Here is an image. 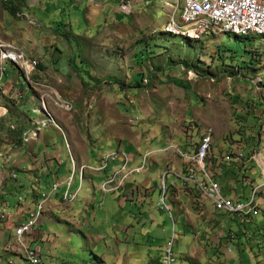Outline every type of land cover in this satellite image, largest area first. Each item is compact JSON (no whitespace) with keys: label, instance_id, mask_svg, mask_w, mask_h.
<instances>
[{"label":"rangeland","instance_id":"rangeland-1","mask_svg":"<svg viewBox=\"0 0 264 264\" xmlns=\"http://www.w3.org/2000/svg\"><path fill=\"white\" fill-rule=\"evenodd\" d=\"M2 1L0 9L7 11L10 23L30 25L26 17L5 9ZM178 3L144 0L127 13L117 8L107 27L92 33L85 30L83 7L72 11L61 7L54 26L56 42L65 37L68 48L51 47L48 64L37 58L44 69L38 68L36 79L42 85L35 89L47 113L39 98L26 99L30 91L25 75L11 60H4L9 71L6 88L12 94L15 86L25 95L21 103H11V95H4L3 101L13 109L2 121L3 129L38 126L39 133L51 135V144H41L37 135L35 143L25 144L20 154L12 149L18 177L1 180L0 186L3 264L9 259L30 264L17 252L15 228L36 206L35 192H49L53 181L71 175L72 156L77 162L73 185L74 191L79 190L77 199L65 201L62 184L44 206L39 227L30 236L32 245L42 250L44 264H163L174 223L175 264H264V213L240 222L237 216L199 208L206 201L196 200L193 208L184 196L185 192L192 195L191 190L183 189L173 173V161L181 160L178 151H162L171 145L192 153V146L212 129L208 162L211 167L217 165L214 169L219 173L220 164L213 156L231 145L238 144L248 154L264 148V36L215 31L204 40L189 41L167 34L165 24ZM131 11L141 13L144 24L136 26ZM76 13L79 23H69V14ZM57 97L70 100L74 108L64 110L55 103ZM43 110L47 118L65 124L68 137L59 123L44 122ZM146 152L152 153L144 162ZM112 153H126L134 156L136 166L145 165L132 177L134 194L123 188L102 189L103 181L122 166L119 160L110 161L104 171L81 172L84 165L100 166ZM167 167L172 173L164 180ZM244 175L239 174L241 180ZM250 177L264 181L257 167ZM172 181L175 188L170 189ZM165 183L171 212L161 208ZM228 187L240 186L232 181ZM237 233L239 239L234 238Z\"/></svg>","mask_w":264,"mask_h":264},{"label":"built area","instance_id":"built-area-1","mask_svg":"<svg viewBox=\"0 0 264 264\" xmlns=\"http://www.w3.org/2000/svg\"><path fill=\"white\" fill-rule=\"evenodd\" d=\"M179 0L176 8L169 14L168 21L165 24L164 32L174 36H181L189 41L204 40L215 31L233 34L239 37H257L264 36V0H184L180 3ZM134 4L132 1L121 0L119 9L123 13L132 10ZM9 59L14 63L20 71H23L26 81L34 86L42 85L41 81L33 78V74L38 72L39 60L37 57L30 55L27 50L12 41H8L0 37V186L1 180L6 179L16 180L18 175L13 160L12 149L17 145L12 138L7 134V131L2 127V121L10 113L8 102L3 101L4 95L8 94L9 102H22L24 98V91L22 89H15L10 91L6 88V78L9 75L7 67L4 65V60ZM34 98V96L32 97ZM41 101L44 100L41 96ZM55 103L64 110L70 111L74 108L73 103L63 97H57ZM45 112L47 111L44 103ZM47 113V112H46ZM42 114L45 115L44 110ZM46 118L48 115H45ZM49 121L55 123L54 118H47L44 122ZM43 123V122H42ZM45 124V123H44ZM12 128H15L11 126ZM40 127H32L24 132L21 137V145L16 148L21 150L25 144L30 145L32 140H35ZM213 145V130L206 131L199 141V144L193 148V152H183L174 146H168L162 151L169 149H176L178 157L183 160L184 170L181 173L173 172L174 175L180 179L183 189H190L197 201L210 202L213 210L216 212L224 213L229 216L248 217L258 216L260 214L259 208V192L263 186H256L252 190L251 195L246 200H234L224 194L221 184L215 180L212 175L211 166L208 162ZM264 148H259L258 151L249 153V161H251L261 171L264 177ZM152 152L147 154L150 155ZM20 154V152H19ZM144 157V161L147 158ZM106 160L100 163V166H83L81 172L85 170L104 171L108 168L110 161H121L122 166L114 170L113 175L104 180L102 189L104 192L113 191L116 178L118 180V187L122 188L127 182L129 176L139 170H144L143 164L139 169H128L131 158L126 153H112ZM248 159L244 152L229 153L225 156L228 162H243ZM72 171L63 181H53L49 192L43 190L41 199L37 202L34 209L27 211L25 219L19 223L15 228V245L17 252L30 264H44L43 254L40 247L32 245L30 239L33 233L39 227V221L43 214L44 206L48 204L51 198L58 192L60 186L65 184L66 189L63 192V199L67 202H74L79 190L73 191L74 178H76L77 162L73 156L71 157ZM172 173L167 170L163 179L167 180L168 176ZM176 178V179H177ZM175 188L174 182L169 185L171 189ZM166 183L164 184V191L162 192L161 201L164 204L161 208H166L171 212V208L167 202ZM4 200H2L3 202ZM19 201H22L20 198ZM7 212L6 208L3 213ZM4 218V214L1 215ZM29 239V240H28ZM177 240V233L174 223L172 238L168 241L164 249L163 264H175L176 259L174 256V249ZM232 249L228 248V252ZM4 258L0 257V264H3ZM8 264H14L12 260H6Z\"/></svg>","mask_w":264,"mask_h":264},{"label":"crops","instance_id":"crops-1","mask_svg":"<svg viewBox=\"0 0 264 264\" xmlns=\"http://www.w3.org/2000/svg\"><path fill=\"white\" fill-rule=\"evenodd\" d=\"M132 1L134 6L133 9H137L138 7L142 6L144 4V0H128ZM121 0H25L23 5H20L22 7L21 10L17 12L19 14L20 18L24 19L25 17L28 19L30 25H25L24 23H16L12 24L11 21L7 18V11L0 9V37L3 39H6L8 41H12L14 43H17L21 46H23L27 52L37 58H42L43 61L46 62V64L51 63V59H48L47 57L50 56L49 50L51 47L56 46L59 47H65L68 48L69 41L66 42V38L63 37L62 42H56V39L59 38L58 33L56 32V29L54 28L56 23V17H58L59 10L62 7L69 9V11H72V8H80L83 7L85 11V18L87 20L88 27L85 29L87 33H92L96 28L103 27L106 28L108 21L112 18H115L117 16V11L119 8ZM77 12V11H76ZM132 12V11H131ZM31 14H33L34 17H30ZM79 13H76V15L69 14L70 22L69 23H79V20L76 19ZM132 15L135 18V25L140 26L144 24V16L141 15V13L132 12ZM79 17V16H78ZM116 21V19L114 20ZM117 23V21H116ZM45 64V66H46ZM43 65V63H41ZM44 69V68H42ZM61 78V76H59ZM82 89V88H81ZM82 93V90H80ZM77 90V92H80ZM72 92L71 90H68V95H70ZM59 123L60 127L62 128L65 137L67 136L66 131H68L65 126V124L59 120L53 123L54 125ZM58 125V124H57ZM68 137V136H67ZM51 135L47 134L46 132L39 133L38 134V140L40 143H46L50 142ZM238 144L231 145L228 150H226L223 154L213 156V159L217 160V163L220 164V172L217 173L215 171L217 165L213 164V167H211L212 175L215 178V180H219L222 182L223 186L221 184L224 194L234 200H246L252 193V190L256 186H263L264 181L261 183L256 182V179H253L250 177L251 170L253 167H256L251 161H249V154L248 152L245 153V151L242 149V147L237 146ZM250 150V149H249ZM248 150V151H249ZM244 152L248 159H245L243 162L237 163V162H228L225 160V156L229 153L234 152ZM73 153V152H72ZM149 153V152H148ZM147 152L143 155L144 157L147 156ZM47 154V153H45ZM129 156V155H128ZM131 158L130 164L128 169H139L142 165H135V158L134 156H129ZM148 157V156H147ZM55 157L53 156V159ZM212 158V153H211ZM146 160V159H145ZM145 162V161H144ZM53 161L50 163V167L52 166ZM183 164V160L173 161V165L175 166V169L177 173H181L184 168L181 166ZM172 165V167H173ZM229 166V167H225ZM114 168L116 165L113 166ZM146 168V167H145ZM168 168V167H167ZM174 168V167H173ZM215 168V169H214ZM258 168V167H257ZM167 170H171L170 167ZM141 171V170H139ZM137 171V172H139ZM134 172L131 174L126 182V185H124L122 188L123 190L127 191L130 190L131 194H134L135 192H132V177L137 173ZM240 173H246L242 177V180L239 176ZM55 174V173H54ZM56 175V174H55ZM261 177L264 180V177L261 175ZM66 179V178H64ZM62 179V180H64ZM119 178H116L115 184L117 185L114 188H117ZM176 180V178H174ZM232 181H237L239 183V188H229L228 185ZM173 183V181H172ZM131 185V186H130ZM136 186H134L135 188ZM119 187V189H122ZM131 188V189H130ZM74 191V188H73ZM184 196L187 197V199L190 200V202L194 204L197 203L196 198L194 195H190V193L185 192ZM130 198V197H129ZM259 208H260V216L262 213H264V188H262L259 192ZM87 204V203H86ZM86 204L84 206L86 207ZM83 206V208H84ZM197 207V205L195 206ZM216 212L213 210L210 202L206 201L205 204L199 205V208H205ZM92 217L94 216V209L92 212ZM26 216V215H25ZM192 216V214H191ZM189 217V216H187ZM238 217V216H237ZM235 217L238 221H248L252 220V218L248 217ZM104 228V226H103ZM102 228V230H103ZM109 228V227H108ZM105 232V230H104ZM234 236V235H233ZM238 233L234 236V238H238ZM234 241V240H233ZM229 253H232L229 252ZM244 262V260H243Z\"/></svg>","mask_w":264,"mask_h":264},{"label":"trees","instance_id":"trees-1","mask_svg":"<svg viewBox=\"0 0 264 264\" xmlns=\"http://www.w3.org/2000/svg\"><path fill=\"white\" fill-rule=\"evenodd\" d=\"M4 1V2H3ZM2 1V4H3V6L5 7V9H11L12 10V12L14 13L15 12V14L17 13V10L15 9L18 5H23L24 4V2H25V0H3ZM5 1H8V3H10V4H6L5 3ZM16 10V11H15ZM41 68H43L40 64H39V69H41ZM23 74H24V72L23 71H21ZM38 73V72H37ZM37 73H35V74H33V78L36 80V78H38V76H36L37 75ZM25 75V74H24ZM40 79V78H39ZM38 79V80H39ZM28 85H29V88L27 89V92L28 91H30V93L28 92V96L26 97V99H32V97L34 96V98L36 99V101H37V98H39L40 100H42L41 99V93H39V91H37L36 89H35V87L36 86H34V85H32V84H29L28 83ZM30 95V96H29ZM13 109V107L11 106L10 107V112H11V110ZM46 109H47V107H46ZM47 112V111H46ZM9 116V115H8ZM7 116V117H8ZM6 118H4L3 120H5ZM29 129V128H28ZM26 127H17V128H12V127H10V128H8L7 129V134L12 138V140L14 141V143L17 145L15 148H17L18 147V145H21V137L23 136V134H24V132L25 131H27L28 130ZM32 145L35 143V140H32ZM30 143V144H31ZM192 150H193V146H192V148H191ZM30 151V150H29ZM85 171H87V170H85ZM52 172V171H51ZM50 174V173H49ZM51 174H54V173H51ZM55 175V174H54ZM56 181H60V180H56ZM63 181V180H62ZM63 185H65V184H63ZM41 193H42V190L41 191H39V192H35V194H34V196L36 197V201L38 200V202H39V200L41 199ZM63 195V194H62ZM7 197V196H6ZM20 203V202H19ZM18 203V204H19ZM218 213H220V212H218ZM224 214V213H223ZM226 215V214H225ZM239 235V234H238ZM82 239L84 240V241H86V238L85 237H83L82 236Z\"/></svg>","mask_w":264,"mask_h":264}]
</instances>
